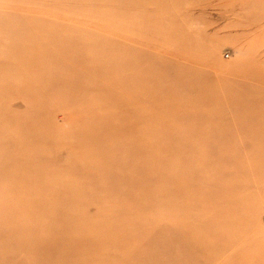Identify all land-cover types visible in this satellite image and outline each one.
Here are the masks:
<instances>
[{
	"label": "rangeland",
	"instance_id": "obj_1",
	"mask_svg": "<svg viewBox=\"0 0 264 264\" xmlns=\"http://www.w3.org/2000/svg\"><path fill=\"white\" fill-rule=\"evenodd\" d=\"M3 59L0 264H264V0H0Z\"/></svg>",
	"mask_w": 264,
	"mask_h": 264
},
{
	"label": "bare ground",
	"instance_id": "obj_2",
	"mask_svg": "<svg viewBox=\"0 0 264 264\" xmlns=\"http://www.w3.org/2000/svg\"><path fill=\"white\" fill-rule=\"evenodd\" d=\"M12 51H9V53H11ZM4 60V59H3ZM0 60V63H4L5 61H7V60ZM13 60H15V59H13ZM8 62V64H12V63H14V61H7ZM11 62V63H10ZM15 81V84L17 85V80H14ZM22 81H24V80H18V82H22ZM58 82V81H57ZM51 86V85H50ZM22 89V88H21Z\"/></svg>",
	"mask_w": 264,
	"mask_h": 264
}]
</instances>
